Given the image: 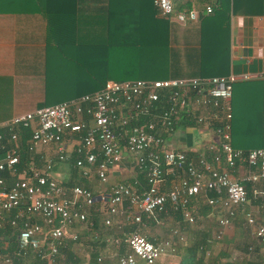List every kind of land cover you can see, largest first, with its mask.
<instances>
[{
    "label": "built area",
    "instance_id": "built-area-1",
    "mask_svg": "<svg viewBox=\"0 0 264 264\" xmlns=\"http://www.w3.org/2000/svg\"><path fill=\"white\" fill-rule=\"evenodd\" d=\"M152 6L158 18L178 25L193 23L198 16L194 8L173 12L172 0H152ZM203 10L209 14L211 7L207 5ZM250 78L229 73L223 77L106 81L91 94L1 122L0 231L6 224L18 228V234L14 254L0 233V264H18L28 251L52 262L63 246L67 227L75 222L91 227L81 207L94 202L104 205V226L111 224L112 217L142 225V216L153 220L169 210L194 226L189 204L204 198L217 215L218 229L212 233L215 241L220 240L242 207L261 202V208L250 209L244 219L245 225L253 229L254 238L264 244V149L235 150L229 138L232 86ZM131 120L142 123L130 126ZM184 120L215 136V142L209 143L204 153L189 154L169 147L167 138ZM20 128L30 130L23 144L19 143ZM69 134H77L78 141L70 145L63 142ZM49 147H54L59 161L67 159L69 149L74 150L80 155L75 168L87 177L92 167L100 183H105L108 170L121 162V153H126L133 157L136 168L145 172L146 187L140 188L133 180L117 182L97 196L78 186L65 190L52 180L50 161L38 166L42 159L39 149ZM22 149L31 156L26 167L20 166ZM238 165L242 172L235 176ZM4 173L13 180L11 183L1 176ZM208 193L213 196L208 197ZM76 236L70 239L74 241ZM169 236H178L177 229ZM104 238L115 246L124 244L117 264H154L174 251L171 238L154 244L137 231L122 238ZM247 251L251 252L252 247Z\"/></svg>",
    "mask_w": 264,
    "mask_h": 264
},
{
    "label": "crops",
    "instance_id": "crops-1",
    "mask_svg": "<svg viewBox=\"0 0 264 264\" xmlns=\"http://www.w3.org/2000/svg\"><path fill=\"white\" fill-rule=\"evenodd\" d=\"M54 1L0 0V123L39 108L43 101L46 91L44 74L50 60L55 59V51L54 44L49 48L45 41V24L42 17L46 9L55 8ZM229 73L235 76L247 74L251 77L246 81H237L232 86L229 101L230 146L232 149L243 152L260 149L253 147L255 142L250 139V133L251 130L252 133L255 132L253 136L255 140V136L261 131L263 135L264 131V128L261 130V123H258L264 116V15L234 14L230 16L229 68L226 75ZM9 82H11L13 96L12 99L5 100ZM75 135L77 134L66 135L67 140L63 139V142L69 145L76 143L78 138ZM215 140L210 130L200 128L192 121L180 123L174 133L167 138L169 147L189 154L204 153L206 146ZM39 151H41L39 156L42 159L38 162V166L42 167L45 160L50 161L52 180L65 190L83 185V189L97 196L99 193L107 192L117 182L137 181L135 175L138 169L133 157L128 154L119 164L108 170L105 183H100L93 174L92 167L87 177H83L75 168V161L80 158V155H77L74 150H68L69 156L65 161L55 159L54 147L42 148ZM30 157L27 158L26 163H20V166L26 167L31 161ZM241 172L242 166L238 165L234 174L240 176ZM9 181L11 183L13 180ZM200 199L189 204V210L194 215L196 224L189 225L188 228L210 230L212 247L211 251L208 250L206 253V257L215 255L221 249L222 242H226L225 252L230 260L237 262L249 258L264 264V244L258 243L253 236V229L245 225V220H241L250 209L261 208L262 203L250 202L242 207L231 221V225L224 230L221 241H215L212 239V233L218 229L217 215L210 209L204 213L202 211L198 213L203 208ZM101 209H104V205L97 202L89 207L82 206L81 211L86 215L91 227L78 222L67 227L63 246L58 249L56 258L52 262L41 259V264H117L116 260L124 252L125 246L124 244L115 246L106 242L104 236L122 238L134 231L154 244L171 238L174 251L154 264H180V258L186 254V249L194 241V236L184 230L186 223L182 221L181 216L176 219L177 215L170 210L167 215H159L153 220L142 216V225H136L130 219L125 220L124 217H112L111 224L104 226L105 215L101 213L103 212ZM37 223L42 225L40 219ZM175 229L178 231V236H169L171 230ZM73 234L77 235L74 241L70 239ZM248 247H252L251 252L247 251ZM36 256L34 252L28 251L24 257V264H37ZM97 258L100 260L97 261ZM135 264L143 263L137 261Z\"/></svg>",
    "mask_w": 264,
    "mask_h": 264
},
{
    "label": "trees",
    "instance_id": "trees-1",
    "mask_svg": "<svg viewBox=\"0 0 264 264\" xmlns=\"http://www.w3.org/2000/svg\"><path fill=\"white\" fill-rule=\"evenodd\" d=\"M207 5L211 12L204 14ZM54 6L46 9L42 17L45 41L49 48L54 44L55 59L45 70L46 91L39 108L91 94L106 81L224 76L229 68L230 16L264 15V0H172L173 12L188 11L191 7L198 11L196 21L183 26L179 48L174 42L175 23L158 18L152 0H55ZM138 123L142 122L131 120L130 126ZM258 123L263 130L264 116ZM261 133L254 140L255 132L251 130L254 148L264 149V131ZM18 135L23 144L30 130L20 128ZM210 156L206 154L207 160ZM29 157L22 149L20 163H26ZM1 176L9 184L11 178L5 173ZM135 176L139 187L145 188V172L138 170ZM207 196L212 197L213 193ZM204 200L200 199L203 208L198 213L212 211ZM175 214L178 219L180 215ZM188 227L184 224V230L194 236V241L180 258V264H259L249 258L230 260L225 252L226 242H222L215 255L206 257L212 247L210 230ZM17 229L4 224L0 231L10 253L17 250ZM35 261L41 264L39 256ZM18 264H24V256Z\"/></svg>",
    "mask_w": 264,
    "mask_h": 264
},
{
    "label": "rangeland",
    "instance_id": "rangeland-1",
    "mask_svg": "<svg viewBox=\"0 0 264 264\" xmlns=\"http://www.w3.org/2000/svg\"><path fill=\"white\" fill-rule=\"evenodd\" d=\"M172 27L174 28V33H175V40H174V42H176V46L179 47L180 44H181L180 42H181V35H182V32H183V25L173 24ZM10 84H11V82L8 83V88L6 89V97H4L5 100L12 99V96H13L12 95L13 94V90H12ZM125 155H127V154L126 153H121L122 158Z\"/></svg>",
    "mask_w": 264,
    "mask_h": 264
}]
</instances>
